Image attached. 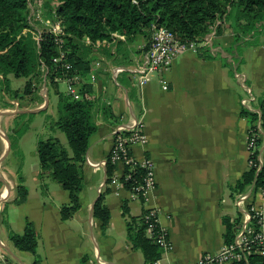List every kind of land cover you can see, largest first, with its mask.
<instances>
[{"label": "crops", "instance_id": "0c3cea01", "mask_svg": "<svg viewBox=\"0 0 264 264\" xmlns=\"http://www.w3.org/2000/svg\"><path fill=\"white\" fill-rule=\"evenodd\" d=\"M144 32L115 37L83 53L89 69L79 76L96 93V128L88 137L81 162L80 205L66 218L60 217L59 206L68 200L67 191L52 178H39L35 160L21 162L20 183L26 196L20 202L12 201L17 171L6 159L9 145L4 152L8 133L17 127L11 118L42 107H18L14 96L0 87V231L10 242L0 233V245L16 264H80L82 255L85 264H146L141 251L126 237L123 203L132 215L143 206L156 209L169 241L156 264H192L224 242L223 217L230 222L233 235L239 229L242 215L235 204L236 194L249 191V199L258 200L253 181L243 189L233 186L248 168L246 130L250 122L239 109L247 105L257 111L259 99L264 98V27L236 43L225 25L219 32L213 29L210 47L179 52L165 68L149 72L141 84L132 83L127 71L113 75L112 65H132L142 58L148 39L147 29ZM55 100L56 95L54 108ZM103 103L108 105L106 113L101 110ZM47 106L48 102L44 112ZM134 118L140 120L146 141L132 144L131 153L136 158L148 155L153 162L155 185L145 201L111 182L108 175L121 166L110 164L106 172L104 162L118 122ZM51 136L58 139V135ZM100 192L109 211L103 230L99 219L92 216ZM25 220L34 229L33 251L16 248L8 236L9 232L20 233Z\"/></svg>", "mask_w": 264, "mask_h": 264}, {"label": "trees", "instance_id": "16d2710c", "mask_svg": "<svg viewBox=\"0 0 264 264\" xmlns=\"http://www.w3.org/2000/svg\"><path fill=\"white\" fill-rule=\"evenodd\" d=\"M27 3L28 0H0V80L4 92H9L11 96L15 95V91L9 88L8 75L25 77L23 92H30L33 88L32 78L38 82L44 78L53 84L56 100L52 125L63 131L69 149L57 137L48 135L36 139L35 151L39 164L37 176L52 178L67 191L68 200L59 206L61 218L70 216L80 205L81 162L88 137L96 128V93L89 84L80 80L77 82L80 98L70 97L56 84L70 71L82 76L88 71L89 59L83 53L85 49L95 46L84 43L83 38L88 37L91 41L105 39L103 44L98 45L104 46L111 41V31L130 38L134 34L145 33L150 23L166 26L181 39L197 38L210 29L219 32L225 25L233 32L236 43L242 40L243 35H255L264 27V0H45L43 3L49 7L51 20L64 33L65 58L70 63V68L64 69L51 59L56 54L53 35L46 29L40 31L37 39L32 34ZM101 110L108 112V105L103 103ZM239 112L259 133L255 151L262 148L264 153V98L259 99L257 111L244 105ZM21 114L24 112L17 115ZM23 128L24 125H20L15 132L8 133L9 146ZM110 167L106 162V172ZM262 168L259 165L245 169L233 188L243 189L250 181L255 186L260 184ZM17 178L12 197L14 202H20L26 196V188L20 183L18 171ZM122 214L125 234L131 246L141 251L146 264L151 263L162 249L154 238L159 224L153 216L148 215L146 206L138 214L132 215L123 203ZM92 216L99 219L103 230L109 211L102 201L101 192L94 199ZM223 222L224 241H230L233 238L232 226L226 217H223ZM8 236L16 248L34 250L36 238L29 220H25L20 233L9 232ZM243 254V257L231 260V264H263V257L254 250ZM80 264H85L83 255Z\"/></svg>", "mask_w": 264, "mask_h": 264}, {"label": "built area", "instance_id": "2783aa9c", "mask_svg": "<svg viewBox=\"0 0 264 264\" xmlns=\"http://www.w3.org/2000/svg\"><path fill=\"white\" fill-rule=\"evenodd\" d=\"M148 39L144 45L142 58L132 65H112L110 72L115 75L120 71H127L132 76V83L141 84L145 81L146 75L155 70L165 68L172 58L179 52L185 50L195 51L199 47L211 46V34L213 29L204 33L197 38H178L164 25H155L150 23L147 26ZM46 30L53 35L52 40L56 46V54L52 56V61L61 68L69 69L70 63L65 58L66 50L63 47V31L60 26L51 21ZM40 31H38V34ZM38 34L34 37L37 39ZM111 40L115 37L123 38V34L116 31L110 32ZM84 43L97 47L106 40L91 41L88 37L83 38ZM62 80L65 83V93L72 98H80L81 95L77 90V82L80 76L76 71L66 73ZM42 84H45L43 78ZM45 86V85H44ZM245 99H242L244 102ZM258 127V121H256ZM259 136L251 124L246 130V149L248 167L262 165V181L256 186L255 194L258 196L257 201H251L249 195L251 192H239L235 196V204L241 210V224L239 229L234 233L230 241H224L214 252H204L198 260L192 264H217L220 261H230L235 258L243 257L251 249L263 257L264 264V153L262 148L255 151L257 147L256 138ZM146 141V134L142 130L139 119H130L129 121H119L117 129L113 135L112 142L107 151L104 162L115 165L119 164V171L113 170L108 178L117 187H125L134 197H140L145 201L146 194L155 185L153 173V162L150 156L142 155L136 158L131 153V145L134 143L143 144ZM148 208V215L153 216L157 221L156 209L152 206ZM159 224V223H158ZM156 242L161 245L162 249L169 247V241L166 237L164 228L159 224V229L155 233ZM158 258L152 261L156 264ZM0 264H16L8 255V252L0 245Z\"/></svg>", "mask_w": 264, "mask_h": 264}, {"label": "rangeland", "instance_id": "374dc122", "mask_svg": "<svg viewBox=\"0 0 264 264\" xmlns=\"http://www.w3.org/2000/svg\"><path fill=\"white\" fill-rule=\"evenodd\" d=\"M39 2L38 0H28V17L29 23L32 26V34L35 36L38 34V31L46 29L49 26L51 20V15L49 13V7L47 4H44L43 1ZM11 81H9L10 90L14 89L15 95H13L18 102V107L24 109H36L40 105L44 109L46 103L48 102L47 112L44 110L35 111L31 113H24L19 116H12L11 123L14 125L20 126L24 125V128L19 133L20 139L17 142V137L15 142L10 143V150L6 155V159L9 164L12 166L15 165V169L21 171V162L25 164L32 163L34 160H37V155L35 152L36 139L38 137H46L48 135H58V140L64 145L67 149L65 135L62 130L52 125V121L55 118V108L52 107V103L55 99V89L53 84L48 80H45V86L42 84V81H39L36 78H32V86L30 92H23L22 85L24 83L25 77L23 76H11ZM58 80L56 82L57 88L62 90L64 83ZM60 82V83H59ZM3 84L0 80V87L2 88ZM9 93V92H8ZM7 93V94H8ZM11 97V96H10ZM2 104V103H1ZM7 104V103H6ZM7 106H11L10 104ZM52 112V116L48 113ZM48 123L50 126H46ZM1 127V125H0ZM15 132V129H14ZM12 134V132H10ZM1 236L5 238V241L10 245L9 240L3 234V231H0Z\"/></svg>", "mask_w": 264, "mask_h": 264}, {"label": "water", "instance_id": "95a60500", "mask_svg": "<svg viewBox=\"0 0 264 264\" xmlns=\"http://www.w3.org/2000/svg\"><path fill=\"white\" fill-rule=\"evenodd\" d=\"M41 106H39L38 108H40ZM38 108H36V109H38ZM29 110H34V109H29ZM7 139V138H6ZM8 145H9V143H8V140H6V147H5V150H4V152L8 149Z\"/></svg>", "mask_w": 264, "mask_h": 264}]
</instances>
